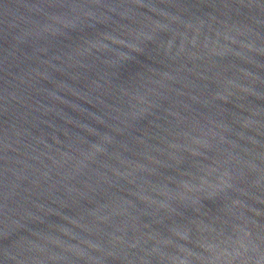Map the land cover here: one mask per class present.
Segmentation results:
<instances>
[{"label": "water", "instance_id": "1", "mask_svg": "<svg viewBox=\"0 0 264 264\" xmlns=\"http://www.w3.org/2000/svg\"><path fill=\"white\" fill-rule=\"evenodd\" d=\"M0 264H264V0H0Z\"/></svg>", "mask_w": 264, "mask_h": 264}]
</instances>
